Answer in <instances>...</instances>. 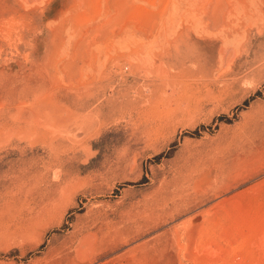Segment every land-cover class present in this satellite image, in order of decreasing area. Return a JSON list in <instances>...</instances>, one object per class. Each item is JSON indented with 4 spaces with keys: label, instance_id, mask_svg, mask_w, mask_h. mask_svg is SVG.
<instances>
[{
    "label": "rangeland",
    "instance_id": "rangeland-1",
    "mask_svg": "<svg viewBox=\"0 0 264 264\" xmlns=\"http://www.w3.org/2000/svg\"><path fill=\"white\" fill-rule=\"evenodd\" d=\"M0 264H264V0H0Z\"/></svg>",
    "mask_w": 264,
    "mask_h": 264
}]
</instances>
